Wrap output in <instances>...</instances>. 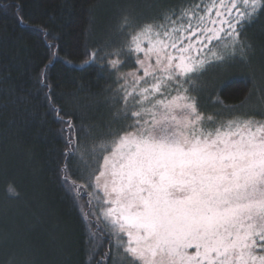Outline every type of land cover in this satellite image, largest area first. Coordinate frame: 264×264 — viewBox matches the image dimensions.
Masks as SVG:
<instances>
[{
  "label": "snow or ice",
  "instance_id": "6c2138e0",
  "mask_svg": "<svg viewBox=\"0 0 264 264\" xmlns=\"http://www.w3.org/2000/svg\"><path fill=\"white\" fill-rule=\"evenodd\" d=\"M261 14L264 0H175L146 21L125 11L122 43L86 53L115 78L107 132L78 142L54 111L60 179L87 197L93 256L107 240L95 264H264V110L209 114L190 91L209 66L251 63L245 32ZM39 82L50 87L43 71Z\"/></svg>",
  "mask_w": 264,
  "mask_h": 264
},
{
  "label": "trees",
  "instance_id": "16d2710c",
  "mask_svg": "<svg viewBox=\"0 0 264 264\" xmlns=\"http://www.w3.org/2000/svg\"><path fill=\"white\" fill-rule=\"evenodd\" d=\"M174 2L0 0V264H95L107 250L105 240L92 255L87 197L78 204L60 179L67 134L54 109L72 120L78 142L100 139L112 120L115 78L87 63L86 53L122 43L123 12L146 21ZM245 35L250 64L209 66L190 88L204 112L264 110V14ZM42 71L50 87L39 82Z\"/></svg>",
  "mask_w": 264,
  "mask_h": 264
}]
</instances>
